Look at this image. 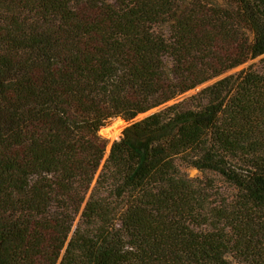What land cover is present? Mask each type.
<instances>
[{"label":"trees","instance_id":"obj_1","mask_svg":"<svg viewBox=\"0 0 264 264\" xmlns=\"http://www.w3.org/2000/svg\"><path fill=\"white\" fill-rule=\"evenodd\" d=\"M175 163L236 192L202 204ZM152 240L264 264V0H0V264H151Z\"/></svg>","mask_w":264,"mask_h":264},{"label":"rangeland","instance_id":"obj_2","mask_svg":"<svg viewBox=\"0 0 264 264\" xmlns=\"http://www.w3.org/2000/svg\"><path fill=\"white\" fill-rule=\"evenodd\" d=\"M250 64L251 63H248L244 67H247ZM242 68L243 67L235 70L234 72L239 71ZM143 117L144 116H140L138 119H141ZM116 124H119L120 128H119L118 135L114 139H110L109 137L101 134L103 130L111 129L113 125H116ZM128 125H129L128 122H125L122 119H117L112 124H110L108 127L100 131L101 138L107 144V154L109 153L112 144L115 141L119 140L123 130ZM235 165H236L235 162H231L228 165L229 168L227 169L234 170L236 175L241 174V172L235 169L236 168ZM216 167L217 168L214 170H211L210 168L199 169L198 166L196 165L188 166L182 163H175L174 166L169 167V170L171 169L172 172L175 171L177 173L173 175V177L174 179L178 178L177 182L179 181V187L186 192V193L184 192L185 195L187 194L193 195V192H197V195L198 194L200 195V200L202 204L207 205L208 203H210L211 205L212 204L215 205V204H218L217 202L220 201L222 198H227L228 196H231L234 192H236V185H237L236 182L229 181L226 176L222 175L224 170L220 168L219 165ZM167 172H168V168L163 173H161V175L158 177L159 178L158 182L160 181L161 182H160V185H158L157 190L166 191L167 193H169L171 188L172 187L174 188V184L169 183V181H167L166 177L169 178V175ZM144 216L140 218V223L146 224V221L151 220L153 227L155 226L154 231H156V233H175L174 228L177 227L176 224L174 222H170L169 225H166L167 222L165 221V219L160 218L154 211H151V214L147 213L146 216L145 217ZM170 228L172 230H170ZM151 233H154V232H151ZM159 240H161V238H158L157 241ZM153 242H154L153 240L150 242V246L152 247L151 252L154 253V256L151 258L152 260L151 264H166L165 254H164L165 248L164 250H160L159 249L160 246L159 248H157V244H153ZM165 242H166L165 246H169L167 245L169 243H167V241ZM153 245H155V247Z\"/></svg>","mask_w":264,"mask_h":264},{"label":"bare ground","instance_id":"obj_3","mask_svg":"<svg viewBox=\"0 0 264 264\" xmlns=\"http://www.w3.org/2000/svg\"><path fill=\"white\" fill-rule=\"evenodd\" d=\"M119 128H120V125L116 124V125H113L111 129L103 130L101 134L109 137L110 139H114L119 133Z\"/></svg>","mask_w":264,"mask_h":264},{"label":"water","instance_id":"obj_4","mask_svg":"<svg viewBox=\"0 0 264 264\" xmlns=\"http://www.w3.org/2000/svg\"><path fill=\"white\" fill-rule=\"evenodd\" d=\"M149 114H151V113H149ZM149 114H148V115H149ZM144 116H145V115H144Z\"/></svg>","mask_w":264,"mask_h":264}]
</instances>
